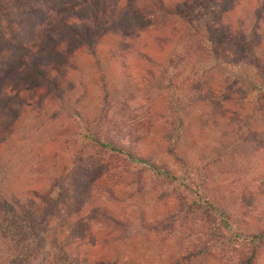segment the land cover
<instances>
[{
    "label": "rangeland",
    "instance_id": "374dc122",
    "mask_svg": "<svg viewBox=\"0 0 264 264\" xmlns=\"http://www.w3.org/2000/svg\"><path fill=\"white\" fill-rule=\"evenodd\" d=\"M190 1L201 15L198 0ZM259 1L239 0L226 15L225 27L233 31V41L239 33L235 27L238 19L246 22V33L252 31ZM263 31L264 27L260 36ZM257 42L255 38L246 59L224 52L208 60L186 58L170 69L164 84L143 81L141 63L134 67L135 81L130 82L126 77L130 72L125 73L120 64L114 67L108 48L100 51V67L91 56L81 53L73 59L78 69L63 68L61 75L62 80L68 78L64 89L75 110L83 111L81 115L60 113L58 100L57 116L50 119L42 109L48 102H32L28 97L32 91L23 88L26 108L18 110L13 125L4 126L9 127L0 136L2 194L9 188L36 183H41L42 192L44 184L48 190L53 180L62 187L74 184L78 172L83 171L79 170L81 164L71 159L82 150L84 164L109 163L110 154L89 145L91 126L105 104L102 97L106 92L108 119L143 114L153 116V120L163 117L157 122V133L140 142V150L152 152L159 165L173 171L169 181L141 172L142 165L131 166L128 183L115 187L119 201L108 205L114 217L129 218L127 228L115 225L123 230L112 235L119 239L108 242L109 228L102 229L108 224L104 219L86 228L85 241L68 239L61 233L74 226L52 225L42 233L45 243L41 252H35L36 259L28 264H246L248 259L251 264H264V236L256 237L264 233V41L261 45ZM226 46H230L229 41ZM160 73L163 76L164 69ZM107 128L100 127L96 133L105 134ZM162 128L168 140L161 138ZM165 143L177 147L176 154L182 159L186 156V163L180 164L167 153ZM120 161L114 160L121 166ZM62 190L56 189L59 201L67 194ZM39 194L43 198L44 193ZM195 203L198 209L189 211L196 208L190 205ZM83 207L75 204L68 212L86 217ZM221 207L230 208L228 215L222 214ZM168 215H173L169 217L173 227L168 231L160 233L145 226ZM1 225L6 227L2 219L0 230ZM20 236V247L34 241L32 235ZM14 241L17 245V238Z\"/></svg>",
    "mask_w": 264,
    "mask_h": 264
},
{
    "label": "trees",
    "instance_id": "16d2710c",
    "mask_svg": "<svg viewBox=\"0 0 264 264\" xmlns=\"http://www.w3.org/2000/svg\"><path fill=\"white\" fill-rule=\"evenodd\" d=\"M238 1L198 0L202 9L198 15L194 1L191 3L190 0H0V136L9 127L4 126L13 125L18 110L26 108L28 101L23 88H27L28 93L32 91L28 96L32 102H48L42 109L50 119L57 116L58 100L62 105H59L60 113L72 116V112L83 113L75 110L71 96L64 89L63 84L68 78L61 79L63 68L78 69L73 59L81 53L91 56L95 65L100 67V51L108 48L114 67L120 64L125 73L130 72L126 76L130 82L135 81L134 67L142 64V80L151 84L156 81L164 84L170 69L180 66L186 58L208 60L224 52L230 57L235 55L246 59L255 38L258 39L257 45L264 41V31L263 36L259 35L264 27V0L259 1L254 10L256 23L250 33L244 31L246 22L238 19L235 27L239 33L233 41V31L225 27V23L226 15L234 10ZM227 41L230 46H226ZM240 42L244 45L238 46ZM233 46L236 47L235 53ZM161 69H164L163 76ZM105 80L102 75L103 84H106ZM107 97L108 92L102 97L105 106ZM104 105L91 126L89 145L102 147L105 154H110L109 163L94 161L84 164L82 150L71 159L72 163L81 164L79 170L83 171L82 174L78 172L74 184L62 187L53 180L48 190L44 184L43 198L39 197L41 183L16 190L9 188L4 194L0 192V219L6 225L5 228L1 225L0 230V264H28L36 259L35 252L40 253L45 243L42 233L52 225L56 228L74 226L61 233L68 239L85 241L86 228L104 219L108 224L102 229L109 228L106 233L108 242L119 239L112 235L123 230H117L115 225L127 228L129 218L114 217L109 213L108 205L119 201L115 187L128 183L126 178L130 177L131 166L142 165L141 172L144 170L157 178L172 180L170 168L159 165L152 152L140 150V142L157 133V122L163 117L153 120L154 117L147 114L142 117L129 114L131 117L127 119H108V109ZM54 108L56 111L53 110L50 116ZM100 127H108L107 132L96 133ZM163 130H160L161 138L167 139ZM165 147L176 161L186 163V156L182 159L176 154L177 147L173 149L167 143ZM118 158L122 159L121 166L114 162ZM59 187L67 192L63 201L56 196ZM75 204L84 206L86 217L68 212ZM190 205L196 208L191 207L189 211L198 209L199 204ZM221 209L224 216L228 215L226 210L230 208ZM64 210L67 211L65 219ZM171 216L145 226L163 233L173 227V222L169 221ZM7 228H10L9 232H6ZM18 230L24 237H34L31 245H18L21 239ZM263 236L264 233L256 235L258 238ZM16 238L17 245L14 243ZM183 259L186 258L183 256ZM246 264H251L250 259Z\"/></svg>",
    "mask_w": 264,
    "mask_h": 264
}]
</instances>
